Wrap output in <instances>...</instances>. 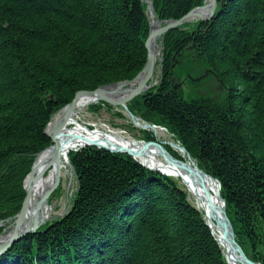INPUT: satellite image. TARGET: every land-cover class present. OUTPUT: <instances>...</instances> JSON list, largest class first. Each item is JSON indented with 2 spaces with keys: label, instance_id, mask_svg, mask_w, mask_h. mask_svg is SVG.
<instances>
[{
  "label": "trees",
  "instance_id": "16d2710c",
  "mask_svg": "<svg viewBox=\"0 0 264 264\" xmlns=\"http://www.w3.org/2000/svg\"><path fill=\"white\" fill-rule=\"evenodd\" d=\"M203 1L152 4L159 20H178ZM217 2L218 16L165 35L161 82L127 107L219 182L237 243L264 264V0ZM148 27L141 0H0V221L21 207L51 117L78 92L133 80L147 61ZM184 75H212L223 98L185 97ZM68 157L70 210L0 264H226L175 181L96 148Z\"/></svg>",
  "mask_w": 264,
  "mask_h": 264
},
{
  "label": "water",
  "instance_id": "95a60500",
  "mask_svg": "<svg viewBox=\"0 0 264 264\" xmlns=\"http://www.w3.org/2000/svg\"><path fill=\"white\" fill-rule=\"evenodd\" d=\"M217 5V0H206V3L201 7V8H194L188 11L182 18L172 21V22H166L164 25H160L161 22L158 21L153 14V10L151 7V4L148 3V8L150 9L151 17L152 18V23H150V29H149V34L148 37L145 41V48L147 51V61L146 64L143 68V70L140 72V74L132 81H127V82H121L118 84H111L108 86H103L98 88L95 91L87 92V91H82L78 92L75 95V99L62 108V117L58 118L52 125L51 123L48 124V127L45 129V135L49 138L50 140V146L38 154H36L33 158L32 165L30 168L29 173L25 177L23 181V190H24V199L22 201L20 210L15 214L13 217H10L6 219L5 223L3 221L0 222V228L2 229V232L0 233V236L2 234H5L8 230L12 233V236L10 240L3 246H0V256L4 254L8 249H10L13 245L21 241L22 239L26 238L27 236L33 235L39 231V229L44 225V224H51L53 221L56 220V217L53 216L51 213L56 205V202L54 201L52 204H48V200L51 198H54L56 196L58 187H59V182H60V177H61V162H62V149L64 148L61 145L60 142V135L62 131L65 129L66 125L68 124V121L71 120V115L74 112V104L75 101L79 97H84V96H89L93 99L94 103L101 102L110 106H121L123 107L126 112L128 113V116H130L131 123L136 126V127H141V129H150L153 133L155 131L154 126H150L148 124L144 126H140L137 123V118L127 109V104L132 101L134 98L142 95L145 90L152 89L157 85V83H152V79L154 76V72L156 69V61L161 62V47L163 44V38L166 35L167 32H169L173 28H178L181 25H185L188 23H194L197 21L201 22H208L214 17L219 15V11L216 9ZM158 23V25H157ZM163 24V23H162ZM159 39V46L156 49L150 48V44L154 40ZM157 53V54H156ZM161 65L159 64L157 67V70L159 72V75L161 74ZM142 76V80L139 84V86L133 90V92L129 95L126 96L122 99L119 100H113L111 98H108L106 95H104L103 90L114 86V85H126L134 82L138 77ZM147 93H151L147 92ZM65 109V111H64ZM85 145L80 147V148H85V147H95L98 149H101L103 151H106L110 154H122L128 157H131L132 159L135 160V157L141 156L143 151L147 148H154L159 155L161 159H163L166 163H173L178 165L179 161L170 156V154L161 146L156 141L153 142H145L143 143V147L141 150H133V149H125V148H116V147H111L108 146L102 142H90L87 141L84 143ZM171 148L177 147L179 150L183 151L186 153V150L181 147V146H175L173 144H168ZM144 149V150H143ZM47 153V154H46ZM45 156L41 158V155ZM187 159L194 161L192 157L187 154ZM68 161V160H67ZM195 162V161H194ZM142 165V164H141ZM68 166L70 169L71 166L68 162ZM145 169L148 171H155L158 173V170L155 169H150L146 166H143ZM48 172H51V177L52 181L49 184V187L47 188V193L43 195V197L40 199L42 201L47 200L46 206L48 207V217L45 220L39 221L36 225L33 226V216H34V208L36 203L34 205H31L30 203V197L33 195L35 186L37 185L38 181H40L43 177H45ZM162 174V173H161ZM206 195H208V192L204 191ZM224 211V210H223ZM224 215L225 211H224ZM64 214L59 215L58 218H62ZM22 223H25L23 227H20V229L17 231L16 226L21 225ZM210 230V233L213 237V239L218 243V240L215 238V235L213 234L212 230L210 229V226L206 224ZM226 225L229 226V231L230 234L233 235L231 223L229 219L226 216ZM224 242L227 244L228 247V252L232 254V256L237 259L241 260L246 264H255L251 261H249L245 255L243 254L242 250L240 247L237 245L236 241H228L224 240Z\"/></svg>",
  "mask_w": 264,
  "mask_h": 264
},
{
  "label": "bare ground",
  "instance_id": "6f19581e",
  "mask_svg": "<svg viewBox=\"0 0 264 264\" xmlns=\"http://www.w3.org/2000/svg\"><path fill=\"white\" fill-rule=\"evenodd\" d=\"M221 5H219L217 2L216 9L217 10L222 9ZM201 7L202 6H197L195 8H201ZM152 10H153V14L157 17L156 10L153 6H152ZM147 11L150 13L149 8ZM157 20L161 22L160 25H164L166 22L170 23L172 21H176L174 19L159 20L158 18ZM197 22L204 23L201 21H197ZM148 26L149 27H148L147 34H149V29L151 25H148ZM178 29H182V25L179 26L178 28L175 27L171 29L170 31H175ZM158 46H159V39L154 40L150 44V48L152 49H156ZM162 50H163V45L161 47V52ZM156 62H158V60ZM141 80H142V76L138 77L134 82L130 84L114 85V86L108 87L103 90V93L108 98H111L113 100L122 99L126 96H129L133 92V90L139 86ZM181 86H182V82L180 83V89H181ZM154 88H157V86L147 91L145 90V92L142 95L149 94L147 92L152 91ZM91 104H94V102H93V99L89 96L79 97L75 101L74 112L71 115V120L68 121V124L66 125L65 129L62 131L59 137L61 145L64 148V150L62 149V153H61L62 173L68 166L67 155L70 152L84 146L85 145L84 143L87 141L102 142L111 147H116V148L121 147L127 150L133 149L134 151L141 150V148L143 147L142 143L132 141L128 138H123L121 137L119 133L117 134V133H112L109 131H100L98 129H93L92 131L88 129L87 127H85L84 125H82L80 123L78 115L80 112H82L84 109H86ZM114 108L121 109L125 117L129 121H131L130 116H128V113L123 107L115 106ZM61 113L62 111H60L57 119L62 117ZM138 124L142 126L141 123L138 122ZM160 130L162 129L161 128L155 129L154 133H157ZM171 149L175 153H177L179 157L181 158V159L175 158L176 160L179 161L178 165L173 164V163H166L163 159L159 157V155L157 154L154 148H147L145 150L143 149L144 151L142 155L135 157V159L139 163H141L143 166H146L150 169L158 170L162 174L167 175L168 177L174 178L176 181H178L180 185L183 186L185 191L188 193L187 195H189L191 199L193 200L192 206L195 207L196 210H198V212L200 213V216L204 219L206 224L210 226V229L215 235V238L218 240V244L221 247V250L223 251L226 263L227 264H246L241 260L235 259L232 256V254L228 252L227 244L224 242V240L225 241L228 240L229 242L233 241L235 240V237H234L233 232H232L233 235L230 234L229 226L226 225V216L224 215L225 202H223V200L221 199L220 187H219L218 181L212 178L211 176H209L203 170H201L194 161L188 160L187 155H186L187 152L185 153L179 150L177 147L171 148ZM44 156L45 154L41 155V158H43ZM170 156L172 155L170 154ZM50 177H51V172H48V174L45 177H43L40 181H38L37 185L35 186L33 195L30 197L31 205H34L36 203V205H34L35 208H34V216H33V226L36 225L39 221L41 220L43 221L48 217L47 215L48 207L46 206L47 200L45 202L40 199L43 197L44 194L47 193V188L49 187V184L52 181V178ZM204 191L208 192V195H206ZM24 225L25 223H22L21 225H17L16 230L18 231L20 227H23ZM232 231H233V228H232ZM11 236H12V233L9 230L5 234H2V236H0V246L5 245L10 240Z\"/></svg>",
  "mask_w": 264,
  "mask_h": 264
},
{
  "label": "rangeland",
  "instance_id": "374dc122",
  "mask_svg": "<svg viewBox=\"0 0 264 264\" xmlns=\"http://www.w3.org/2000/svg\"><path fill=\"white\" fill-rule=\"evenodd\" d=\"M141 1L146 8V14L148 17V22L150 24L152 23L153 17H151V13H149L147 10H148V3L151 4V7L153 6L152 0H141ZM203 2L204 5L206 3V0H204ZM188 24H195V22ZM185 25H182V27ZM162 62H163V52L161 53V62L160 63L157 62V65L160 64L162 66ZM158 78L159 76L155 74L152 79V83L158 81ZM178 79L182 80L181 88L183 95L185 97L203 96V97L212 98L214 100H221L224 96L225 93L224 88L214 79L212 75H208L204 77L201 81L195 80L194 82L192 81V79L188 77V75H184L182 76V79L180 77ZM173 83L174 85H176L174 80ZM92 107H94V109L91 110ZM117 114H120L122 116L120 117ZM58 115L59 113L57 114V116L55 115L56 117L54 116L53 118L54 122L56 121ZM78 117L80 123L89 129L96 128L102 131H111L112 133H117V134L119 133L121 137L128 138L138 143L145 142V139L143 138V134H147L148 138L150 139L146 141L158 142L159 144H161V146H163V148L168 153H170L173 156V158L181 159L179 155L175 153L168 145V144H176V145L178 144L177 141L174 139L173 135L170 134V132H168L165 129H162L157 133H153L151 131H147L146 133L144 131H141L139 128L135 127L133 124L130 123V121L125 117L121 109H117L114 107H105L99 104H93V105H89L86 109L80 112ZM62 179H63V184L62 186H60L62 189V199H61L62 201L60 202L57 211L54 213V215L56 216L65 213L67 207H69L70 201L74 197V193L76 192V179L73 175V172L68 167L63 171ZM187 196H188L187 199L193 205V200L189 195Z\"/></svg>",
  "mask_w": 264,
  "mask_h": 264
}]
</instances>
